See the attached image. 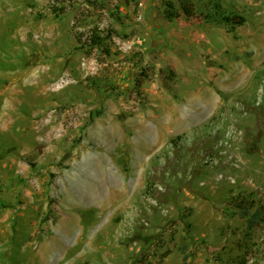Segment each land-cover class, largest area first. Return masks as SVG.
<instances>
[{
  "label": "rangeland",
  "instance_id": "374dc122",
  "mask_svg": "<svg viewBox=\"0 0 264 264\" xmlns=\"http://www.w3.org/2000/svg\"><path fill=\"white\" fill-rule=\"evenodd\" d=\"M0 105V264H264V0H0Z\"/></svg>",
  "mask_w": 264,
  "mask_h": 264
},
{
  "label": "trees",
  "instance_id": "16d2710c",
  "mask_svg": "<svg viewBox=\"0 0 264 264\" xmlns=\"http://www.w3.org/2000/svg\"><path fill=\"white\" fill-rule=\"evenodd\" d=\"M185 12L187 14H192V11L189 7H185ZM175 13L172 11H167V16L169 18L175 17ZM223 20L232 24V26H239L245 23L246 18L243 16L231 17L229 15L223 14ZM92 45L97 46L102 43V37L98 33H94L91 37ZM253 196V194H252ZM236 200H239L237 203L238 209L236 211H232L234 214H242L249 217V226L255 227L260 222H264V200L260 203L256 201V199H252L251 201H247V199L243 196H236Z\"/></svg>",
  "mask_w": 264,
  "mask_h": 264
},
{
  "label": "bare ground",
  "instance_id": "6f19581e",
  "mask_svg": "<svg viewBox=\"0 0 264 264\" xmlns=\"http://www.w3.org/2000/svg\"><path fill=\"white\" fill-rule=\"evenodd\" d=\"M27 72H25V74H26ZM22 75V74H21ZM23 77V76H22ZM12 93V92H11ZM8 103V102H7ZM9 104V103H8ZM1 106V105H0ZM9 106H11V104L9 105ZM11 108V107H10ZM8 111V110H7ZM6 113V112H5ZM9 113V112H8ZM4 115V114H3ZM5 116H7V115H5ZM4 116V117H5ZM2 120V119H1ZM70 227H72V226H70ZM69 231V230H68ZM70 232V231H69ZM57 240H55V241H53L52 242V246H53V248L57 245ZM29 244V243H28ZM51 246V245H50ZM46 252H48V251H45V249L44 250H42V252H41V254H42V256L41 257H44L45 259H40V258H38V260H36V262H34V263H32V264H47V262H48V260H47V258H48V255H47V253ZM44 254V255H43ZM37 257V256H36Z\"/></svg>",
  "mask_w": 264,
  "mask_h": 264
}]
</instances>
